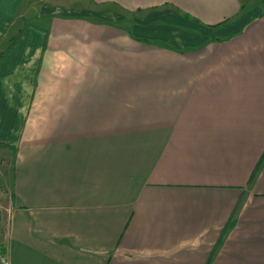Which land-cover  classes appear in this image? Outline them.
I'll return each instance as SVG.
<instances>
[{"label":"crops","instance_id":"1","mask_svg":"<svg viewBox=\"0 0 264 264\" xmlns=\"http://www.w3.org/2000/svg\"><path fill=\"white\" fill-rule=\"evenodd\" d=\"M92 2L183 39L0 0V52L21 29L0 57L9 264H264V0Z\"/></svg>","mask_w":264,"mask_h":264},{"label":"rangeland","instance_id":"2","mask_svg":"<svg viewBox=\"0 0 264 264\" xmlns=\"http://www.w3.org/2000/svg\"><path fill=\"white\" fill-rule=\"evenodd\" d=\"M62 1L63 3H68V5L79 4V6H82V7L89 6L96 10L98 9H101L103 11L111 10L116 13L115 18H114V23L119 25L120 27L130 26V24L132 23V19H133V22L135 20H139L137 21V23L140 24L139 25L140 30L142 34H144V37H141V38H146L148 40H152L155 42H161L162 40L159 39L158 35L165 34V36H167V42H172V40L174 39L179 41V38L183 39L181 35L184 31L181 30L182 27L181 25H179L181 23H176V21L175 22L173 21L172 23H168L164 21L163 18L152 19V20L149 19L148 17L149 13H152V12L156 13L158 11L154 7L150 9H145V10L141 8L129 10L117 4L116 5H96V4H93L92 0H62ZM50 3L52 4L54 10L59 9L62 11L60 0H26L25 10L26 11L31 10L32 12L38 11V12L44 13V5H47ZM121 15L126 16V21H120L122 17H119V16ZM103 21L107 22L106 20H103ZM37 22L40 23L41 20L37 19ZM135 25L137 24L132 23V25L130 26V29H128L132 32V34L133 32H136V30L138 29V25L137 26ZM198 34L202 36V40H203L202 42H204L207 34H204L200 31H198ZM198 39L199 38H196V40ZM7 41H6V45H7ZM183 43H189L188 46L192 44L187 39H184ZM175 44L176 43H172L171 45L175 46ZM11 160H12V154L10 150L5 147L0 146V206L4 202L2 198L10 195V182L9 181H10V169H11V164H12ZM5 181H7V183H5ZM4 225H5L4 217L0 209V237H1V232L4 229Z\"/></svg>","mask_w":264,"mask_h":264},{"label":"trees","instance_id":"3","mask_svg":"<svg viewBox=\"0 0 264 264\" xmlns=\"http://www.w3.org/2000/svg\"><path fill=\"white\" fill-rule=\"evenodd\" d=\"M218 24H220V23H218ZM218 24L214 25L213 27L216 28V26H217ZM20 32H21V29L18 30V32H17L14 36H12V37H10V38L8 39V41H7V45H6V47H5V50L0 52V57L3 55V53H4L8 48H10V47L15 43V41H16V40L18 39V37H19ZM210 36H211V37H210L211 40H219L218 37H217L215 34H213V33H212ZM0 146L9 148V149L11 150V154H12L13 156L15 155V148H14L13 146H11V145H9V144H7V143L1 142V141H0ZM263 159H264V158H263ZM263 159L260 161L259 167L261 166V164H262V162H263ZM234 225H235V219L232 218V219L230 220V222L228 223L227 227L224 229L223 234H222V237H221L220 242L218 243L217 247H219V245H221V242H222V239H223V237H224V235H225V232H226L229 228H232ZM217 247H216V249H217ZM0 252H2V253L5 254L4 247L1 246V245H0Z\"/></svg>","mask_w":264,"mask_h":264},{"label":"built area","instance_id":"4","mask_svg":"<svg viewBox=\"0 0 264 264\" xmlns=\"http://www.w3.org/2000/svg\"><path fill=\"white\" fill-rule=\"evenodd\" d=\"M0 264H9L7 257L2 252H0Z\"/></svg>","mask_w":264,"mask_h":264}]
</instances>
